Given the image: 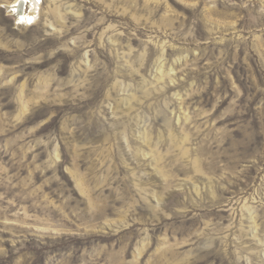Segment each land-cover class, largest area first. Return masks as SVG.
I'll use <instances>...</instances> for the list:
<instances>
[{"label":"rangeland","instance_id":"374dc122","mask_svg":"<svg viewBox=\"0 0 264 264\" xmlns=\"http://www.w3.org/2000/svg\"><path fill=\"white\" fill-rule=\"evenodd\" d=\"M15 1L0 264H264V0Z\"/></svg>","mask_w":264,"mask_h":264},{"label":"bare ground","instance_id":"6f19581e","mask_svg":"<svg viewBox=\"0 0 264 264\" xmlns=\"http://www.w3.org/2000/svg\"><path fill=\"white\" fill-rule=\"evenodd\" d=\"M28 1H31V0H16L12 5L8 7V10L10 11L11 14H13V16L16 18L18 22L28 24L30 23L29 21L32 22L34 19L35 10L33 8L32 10L29 11L28 14L24 11L25 7L28 4ZM33 1L36 2L37 0H33Z\"/></svg>","mask_w":264,"mask_h":264},{"label":"snow or ice","instance_id":"6c2138e0","mask_svg":"<svg viewBox=\"0 0 264 264\" xmlns=\"http://www.w3.org/2000/svg\"><path fill=\"white\" fill-rule=\"evenodd\" d=\"M29 22H31V21H29Z\"/></svg>","mask_w":264,"mask_h":264}]
</instances>
